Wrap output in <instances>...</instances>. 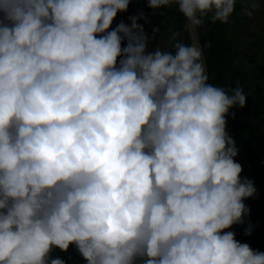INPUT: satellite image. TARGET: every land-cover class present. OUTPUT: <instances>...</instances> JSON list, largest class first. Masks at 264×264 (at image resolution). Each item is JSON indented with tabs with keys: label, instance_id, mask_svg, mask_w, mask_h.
I'll use <instances>...</instances> for the list:
<instances>
[{
	"label": "clouds",
	"instance_id": "clouds-1",
	"mask_svg": "<svg viewBox=\"0 0 264 264\" xmlns=\"http://www.w3.org/2000/svg\"><path fill=\"white\" fill-rule=\"evenodd\" d=\"M134 2L0 0V264H264L230 231L257 191L226 130L247 96L195 45L148 51L143 13L113 28ZM144 2L192 29L236 5Z\"/></svg>",
	"mask_w": 264,
	"mask_h": 264
},
{
	"label": "trees",
	"instance_id": "trees-1",
	"mask_svg": "<svg viewBox=\"0 0 264 264\" xmlns=\"http://www.w3.org/2000/svg\"><path fill=\"white\" fill-rule=\"evenodd\" d=\"M241 1L237 0L236 2ZM172 23L166 19L167 7L151 10L144 0H136L129 5L126 13H119L114 20L115 24L123 22L130 25V17L143 13L145 19H140L139 24L144 26L148 36V51H153L159 43L162 34L174 29L178 38L185 45L188 44L186 35V18L177 11L174 5ZM168 23L170 25L168 26ZM229 22L212 23L205 20L204 26L198 29L201 44L203 46L209 71V83L223 88L231 94V90L237 86L242 88V80L238 73L231 70L232 62L237 52L230 53ZM159 29L154 32L153 29ZM244 52V51H243ZM236 74V76H233ZM234 113V114H233ZM249 117L261 118V126L249 124ZM227 132L234 139L239 155L236 162L242 166L241 178H247L254 183L256 195L244 201L250 209V213L244 217V223L234 225L232 232L240 243H247L254 251L264 252V114L258 109L238 106L226 117ZM251 227V235H245L246 229ZM53 256H58L66 261V264H85L75 246H70L65 252L54 250Z\"/></svg>",
	"mask_w": 264,
	"mask_h": 264
},
{
	"label": "rangeland",
	"instance_id": "rangeland-1",
	"mask_svg": "<svg viewBox=\"0 0 264 264\" xmlns=\"http://www.w3.org/2000/svg\"><path fill=\"white\" fill-rule=\"evenodd\" d=\"M174 10V5L167 7V21H172ZM247 12H251V16L247 15ZM229 25L228 32L232 44L230 53L240 54L235 55L231 70L238 73L242 80L241 89L247 96L245 106L258 109L264 114V0L236 2ZM112 27H116L114 21ZM177 36L178 33L170 28L168 32L162 34L153 51L159 49L174 52L172 46L181 42L175 41ZM248 123L261 126V118L249 117Z\"/></svg>",
	"mask_w": 264,
	"mask_h": 264
},
{
	"label": "water",
	"instance_id": "water-1",
	"mask_svg": "<svg viewBox=\"0 0 264 264\" xmlns=\"http://www.w3.org/2000/svg\"><path fill=\"white\" fill-rule=\"evenodd\" d=\"M186 35H187L188 44L189 45H195L200 50V52L202 54V62L204 65V72L207 76V82L209 83V71H208L207 59H206V55H205L203 46L201 44L198 29H192L188 25L187 21H186Z\"/></svg>",
	"mask_w": 264,
	"mask_h": 264
},
{
	"label": "flooded vegetation",
	"instance_id": "flooded-vegetation-1",
	"mask_svg": "<svg viewBox=\"0 0 264 264\" xmlns=\"http://www.w3.org/2000/svg\"><path fill=\"white\" fill-rule=\"evenodd\" d=\"M176 40H180L179 38H178V36L175 38V41ZM187 45H189V44H187ZM172 49H173V51L175 50V47L174 46H172Z\"/></svg>",
	"mask_w": 264,
	"mask_h": 264
}]
</instances>
